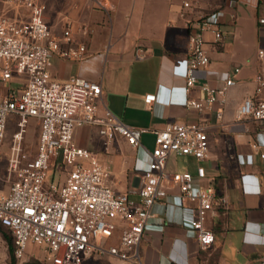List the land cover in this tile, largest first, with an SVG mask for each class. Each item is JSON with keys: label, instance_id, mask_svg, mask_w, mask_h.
Here are the masks:
<instances>
[{"label": "built area", "instance_id": "2783aa9c", "mask_svg": "<svg viewBox=\"0 0 264 264\" xmlns=\"http://www.w3.org/2000/svg\"><path fill=\"white\" fill-rule=\"evenodd\" d=\"M100 1L98 8L102 7ZM5 4L28 12V18L0 14V82L7 84L13 77L25 80L19 93L11 90L0 96V159L8 119L17 117L6 176H0V183L6 187L0 189V225L13 238L14 257L21 259L27 245L34 244L47 253L49 264H85L89 259L108 257L126 264H142L139 244L152 217L151 208L166 199L174 187L175 204L191 215L189 225L198 243L202 248L210 246L214 236L206 220L210 213L226 206V200L213 185L196 187L195 179L205 178L203 166L198 165L194 174L166 170L171 155L190 157L197 163L207 157L204 125L173 122L152 131L153 146H142L149 161L141 175L137 200L105 185L107 169L96 153L74 142L75 130L95 126L106 146L118 135L131 147L141 146L149 130L126 125L107 110L99 114L100 83L79 77L63 82L52 78L54 57L74 62L85 57L86 47L74 40L71 24L65 26L59 39L50 32L42 0H5ZM238 4V0H226L222 7L200 14L187 25L188 54L175 61L172 73L185 81L186 95L200 84L202 97L173 104L164 89L161 103L199 112L215 110V117L222 119L227 92L235 82L230 74L218 86L207 80L210 59L204 35L209 33L215 43L222 42L225 11ZM182 8L190 10L192 5L184 1ZM147 56L142 48L134 51L135 60ZM258 57L264 60V48L258 50ZM238 71L235 68L233 73ZM254 83L255 97L246 98L236 116L238 121L249 120L264 127V70L255 75ZM158 101V95L144 96L145 104ZM31 120L39 126L36 153L32 159L21 161L20 145ZM252 149H258L256 142ZM259 157L264 159V154ZM236 159L244 165L252 164L254 158L251 153L239 154ZM250 178L249 174L241 177L243 191L258 193L255 185L249 188Z\"/></svg>", "mask_w": 264, "mask_h": 264}, {"label": "crops", "instance_id": "0c3cea01", "mask_svg": "<svg viewBox=\"0 0 264 264\" xmlns=\"http://www.w3.org/2000/svg\"><path fill=\"white\" fill-rule=\"evenodd\" d=\"M1 1L4 5L1 15L28 18L25 9L8 7L5 0ZM184 1L190 2L192 9H183ZM225 1L102 0V7L98 8L97 0H42L50 32L61 39L63 29L71 24L74 40L86 47L80 62L54 57L52 78L63 82L79 77L100 83L99 114L107 110L126 125L149 130L139 147L129 146L118 135L107 146L102 140L95 145L99 162L108 171L105 185L137 200L141 175L149 161L142 146L149 149L153 146L152 131L173 122L204 125L207 157L197 163L190 157L171 155L166 170L194 174L201 165L205 178L195 179L196 187L213 185L224 197L226 206L210 213L205 223L214 241L206 248L200 246L189 225L191 215L175 204L174 187L169 189L166 199L151 208L152 217L139 244L142 264H264V159L259 157L264 154V127L249 120L238 121L236 116L243 101L255 97L254 77L264 70V60L258 57V50L264 48V0H238L236 7L226 9L222 42L215 43L209 33L204 35L210 59L207 80L218 86L230 74L235 82L227 92L222 119L215 117V110L199 112L161 103L164 89L173 104L202 97L200 84L186 95L185 81L172 73V67L188 54V23L200 14L222 7ZM251 9L255 10L257 25L255 22L252 31L244 32L239 29L240 23L245 18L244 12ZM136 48L146 50L147 58L135 60ZM235 68L239 71L234 74ZM24 82L21 77H13L7 84L0 82V96L11 90L19 93ZM147 94L158 95L159 101L145 104ZM94 129L97 128H77L74 142L91 150L89 143ZM255 142L257 150L252 149ZM251 153L252 164L242 165L236 159L239 154ZM245 174L251 175L249 188L255 185L258 193L243 191L241 177ZM104 260L109 264H126L113 257ZM92 261L95 260L85 263Z\"/></svg>", "mask_w": 264, "mask_h": 264}, {"label": "rangeland", "instance_id": "374dc122", "mask_svg": "<svg viewBox=\"0 0 264 264\" xmlns=\"http://www.w3.org/2000/svg\"><path fill=\"white\" fill-rule=\"evenodd\" d=\"M4 9V5L2 1L0 0V12ZM4 11V10H3ZM248 13L250 15L248 16ZM11 14V13H10ZM246 14L244 19L240 23L239 29H241L244 32H250L253 30V27H255V22L257 25V20L254 21L255 18V10H249L248 12H244ZM249 18H248V17ZM251 19V20H250ZM252 45H250L251 47ZM251 57L254 56L253 53V47L250 48ZM257 51V50H256ZM257 56V53H256ZM12 83L8 84L11 85ZM15 87H19L18 84L14 85ZM16 118L14 116L11 117V119L8 122V125L6 127L5 137L2 141L1 145V159H0V176L5 177L6 176V166L9 157L12 153V147L14 145L13 142V135L16 132L15 127ZM38 134H39V126L38 123L35 121H29L26 127V131L23 135L22 141H21V150H20V159L21 161H28L32 159L35 156L36 153V147L38 142ZM100 140L104 141V139L99 135L97 129H94L93 134L91 135V142L89 143L91 151L96 153L98 149H96V144L98 145ZM104 147V146H103ZM99 152V151H98ZM52 175V171L49 172V178ZM0 189L6 190V187L3 183H0ZM1 231H6V229H2L0 227V264H10V257L8 254V248L5 239L2 236ZM9 235V233L7 232ZM47 253L43 250L41 246L34 245V244H28L26 248V254L21 259H16L15 264H34L35 262L40 264H49V262L46 259ZM85 264H109L106 260H95L92 262H88Z\"/></svg>", "mask_w": 264, "mask_h": 264}, {"label": "trees", "instance_id": "16d2710c", "mask_svg": "<svg viewBox=\"0 0 264 264\" xmlns=\"http://www.w3.org/2000/svg\"><path fill=\"white\" fill-rule=\"evenodd\" d=\"M0 227L2 229H6L5 227L1 226ZM6 231L9 233V235L7 234V232L5 231H1L2 233V236L3 238L5 239L6 241V244H7V248H8V254H9V257H10V264H15V260L16 258L14 257V244H13V238L9 232L8 229H6ZM34 264H40V263H37L35 262Z\"/></svg>", "mask_w": 264, "mask_h": 264}]
</instances>
